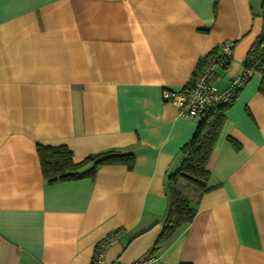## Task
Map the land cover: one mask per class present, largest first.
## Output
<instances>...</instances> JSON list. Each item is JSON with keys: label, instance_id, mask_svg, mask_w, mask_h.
I'll return each instance as SVG.
<instances>
[{"label": "crops", "instance_id": "1", "mask_svg": "<svg viewBox=\"0 0 264 264\" xmlns=\"http://www.w3.org/2000/svg\"><path fill=\"white\" fill-rule=\"evenodd\" d=\"M264 0H0V264H264L262 72L228 105L194 219L149 251L167 208L165 181L197 121L165 102L220 45L215 85L243 72ZM264 70V68H262ZM238 144L235 148L229 141ZM74 163L130 154L132 169L48 184L36 146ZM90 165L86 166V168Z\"/></svg>", "mask_w": 264, "mask_h": 264}, {"label": "trees", "instance_id": "2", "mask_svg": "<svg viewBox=\"0 0 264 264\" xmlns=\"http://www.w3.org/2000/svg\"><path fill=\"white\" fill-rule=\"evenodd\" d=\"M262 11H264V4H262ZM262 19H264V12H262ZM210 57L212 56L204 58L202 62ZM262 68H264V27L243 64V72L247 70L262 72L259 91L264 94V70ZM227 107L228 105H222L214 110L204 111L197 121L192 137L181 148L183 160L179 168L168 175L165 181L167 208L161 223V232L149 251L150 256L157 254L173 239L183 225L194 219L196 210L192 204L193 199L198 200L209 190L207 182L210 174L207 170V162L223 127ZM229 141L235 148H238L235 141L232 139ZM36 150L42 175L48 184L93 177L96 169L103 165L125 166L129 170L134 165V158L130 154L107 152L89 156L76 164L72 161L71 152L65 146L37 145ZM88 165L90 167L86 168Z\"/></svg>", "mask_w": 264, "mask_h": 264}, {"label": "built area", "instance_id": "3", "mask_svg": "<svg viewBox=\"0 0 264 264\" xmlns=\"http://www.w3.org/2000/svg\"><path fill=\"white\" fill-rule=\"evenodd\" d=\"M233 45V41H224L217 54L195 68L190 80L180 91H163V100L174 104L180 117L199 120L204 111L214 110L234 101L237 93L249 80L251 71H244L234 77L225 88L215 85L219 72L226 68L231 58ZM107 245V239L98 243L91 264H105L104 254Z\"/></svg>", "mask_w": 264, "mask_h": 264}, {"label": "rangeland", "instance_id": "4", "mask_svg": "<svg viewBox=\"0 0 264 264\" xmlns=\"http://www.w3.org/2000/svg\"><path fill=\"white\" fill-rule=\"evenodd\" d=\"M186 195H187V193H186Z\"/></svg>", "mask_w": 264, "mask_h": 264}]
</instances>
